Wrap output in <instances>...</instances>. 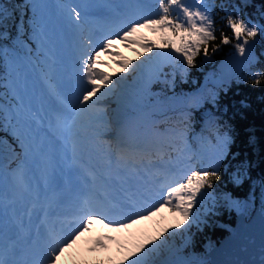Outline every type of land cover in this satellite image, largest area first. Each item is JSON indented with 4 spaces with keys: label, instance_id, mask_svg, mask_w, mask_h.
<instances>
[{
    "label": "snow or ice",
    "instance_id": "obj_1",
    "mask_svg": "<svg viewBox=\"0 0 264 264\" xmlns=\"http://www.w3.org/2000/svg\"><path fill=\"white\" fill-rule=\"evenodd\" d=\"M199 6L189 7L184 3V0H159V13L152 14L144 10L143 6H138V11L133 14L131 18L126 19L124 28L118 34H107L99 45H95L90 37H84L87 41L84 47L91 48V51H85L79 62L78 82L81 92L77 97L76 104H67L64 97L57 91L55 84L51 82L50 72L44 73V79L49 86V95L65 108L69 110L71 115L58 116L55 125L51 122L48 124V129L51 131L55 128L53 133L55 139L63 142L65 149L69 147V137L74 136L72 131L74 127L79 125L81 118L84 115H89L92 119L101 120L105 116V109L100 107L101 103L107 98L115 95L119 80L116 77L123 79L120 73L109 74L102 69L97 68V62L101 53L110 54L113 56H120L118 51H111L114 46V41L119 40L124 43L125 47L131 44H138L143 47L146 52L152 53L151 56L145 57L144 60L137 58L139 63L131 60L121 59L116 63L123 69V73L127 74L135 72L139 68L150 64L155 57L157 62L162 60L170 61L173 59H182L186 68L196 66V58L203 52L205 60L211 59V54L217 52L222 45L232 44L233 40L236 43L233 45L235 51L243 56L246 52L250 40L264 32V25L253 24L247 21L236 12L234 16L228 13L226 17L227 27L231 30V36L220 30L219 43H214L218 37L216 35L217 29L212 18L210 5L204 4L203 0H197ZM62 10L66 23L74 31L82 33V26L88 18L87 4L74 3L73 0H65V2L58 5ZM103 7L110 8L111 5L105 4ZM39 5L34 0H20V3L14 6L11 13L8 12L7 6H0V25L10 16L16 15L17 12L23 11L20 21L16 24L17 38L22 41L24 32L31 29L32 37L39 41L40 51L45 55L48 61L49 69L56 63L54 50L51 48L45 50L44 44L48 37L45 31V26L42 23L37 9ZM176 8L182 13L180 16H173L172 9ZM32 11V15L27 20L24 17L28 16V12ZM27 25V27H25ZM141 29H147L152 32H162L167 35L162 38V44L158 45L154 42L142 43L135 39L137 33ZM11 39L5 32H0V40ZM211 45V48L209 47ZM156 49V52H153ZM163 49H169L165 52ZM7 49H0V52L7 54ZM175 53L176 56L172 54ZM141 56L144 53L140 54ZM162 73V68L157 63L153 69L152 75L159 79ZM264 74L256 72L253 74L254 83L259 85ZM11 87V100L7 103H0V126L6 130L11 127L13 135L21 144L23 152L26 157L32 155H39L48 166H52V158L50 152L45 150V146L35 143L31 137V129L33 124L41 125L43 120L39 111L33 109L29 104L25 103L23 96L16 89L15 85L7 82ZM130 131L134 134L139 133V128H131ZM215 153L213 159L207 166L190 170L183 183H178L174 187H168L166 198L163 199L157 206L149 207L142 212L135 213L122 219H114L104 211L87 210L80 216V223L73 228L72 232L67 238L58 236L51 229L47 228V217L49 215V208L33 203L27 210L26 215L29 220L36 214L39 223L36 225L37 235L41 234V228H45V248L46 254L41 264H59L61 255L66 249L70 248L72 244L82 235L83 232L88 231V225L93 220L99 219L104 227L113 231L120 232L131 227L138 221L154 215L160 209L168 207L173 213H179L185 224L179 223L172 226L173 230L181 229L185 226H190L191 222H195L199 213H193V208L198 202V197L203 199L207 195L205 189H212L214 181L220 179V165L228 152V146L231 143V138L227 133L217 135ZM83 151V146L76 140L70 142V155L67 153L64 156V164L71 169L73 164L77 161L80 152ZM153 151L156 156L163 160V152L159 147H145L141 150V158L139 161L131 160L126 152L121 151L118 155L126 166H129L134 173L138 175L137 165L144 171L150 167H155L153 159ZM157 175L163 173L157 172ZM49 176L52 172H49ZM15 179L21 186H25V170L23 165L18 166ZM234 181L240 182V175L237 173L233 176ZM39 213H43V219H40ZM21 227L23 224L21 223ZM169 231L165 229V232ZM163 233L158 235L154 240H149L146 244H139L135 251L130 254L128 264H147L148 258L152 255H158L163 247L165 240L162 239ZM113 239L110 235L97 237L95 245L101 248H106L105 240L111 241ZM0 264H18L17 261L9 258L8 251L0 247ZM123 264V262H121Z\"/></svg>",
    "mask_w": 264,
    "mask_h": 264
},
{
    "label": "trees",
    "instance_id": "obj_2",
    "mask_svg": "<svg viewBox=\"0 0 264 264\" xmlns=\"http://www.w3.org/2000/svg\"><path fill=\"white\" fill-rule=\"evenodd\" d=\"M19 3L20 0H0V6H7L9 13ZM218 8L221 13L215 21L218 39L214 43H219L220 30L231 36V30L227 27L226 22L228 13L235 16L236 12L240 11L242 16L252 23L264 24V0H218ZM22 15L23 11L21 10L0 25V28L8 31L7 33L12 31L11 39H8L9 43L14 41L12 40L13 35L17 34L16 29H13L14 23L20 21ZM21 32L24 35L23 40H25L27 32H24L23 28ZM161 33L146 29L144 42L162 44ZM235 43L236 41L233 40L232 44L222 45L217 52L211 54L209 60H205L201 51V54L196 58V66L191 68H186L185 65L168 68L165 63L157 62L153 57V61L144 66L145 76L142 74V68L124 74L123 69L116 61L126 59L139 63L138 57L140 60H144L152 53L146 52L138 44H131L130 47L115 44L111 51H118L121 55H103L101 57L103 63L97 65V68L110 75L120 73L130 84L126 90H121L118 83L115 95L107 97L100 105L105 109V116L100 122L108 124L107 137L109 138L110 131H115L114 118L119 117L122 112L130 111L135 105L141 104L147 99L155 101L163 110L167 106L178 105V103L187 105L188 101L194 99L195 93L200 92L205 76L208 72L210 73L214 62L233 52ZM209 47L211 48V45ZM156 51L153 49V52ZM141 53L144 55L141 56ZM157 63L162 68L159 81L152 87L140 88L139 81L146 79L148 74H152ZM258 69L260 70L259 65ZM116 79L119 80L120 77H116ZM116 98H120L122 101V108L117 111L116 104L111 101ZM197 108L201 111H210L213 116L220 115L224 118L225 122L223 126H220L219 131L228 133L231 138L230 146H228L229 152L224 161V163L231 164V173L225 172L223 166L220 171V179L214 181L216 192L212 210H210L211 208L194 209L199 213L200 221L197 219L195 222H191L190 226L173 230L172 226L177 223L184 225L183 217H169L162 227L152 233L150 240H154L163 233L162 239L165 240V243L158 255L148 258L147 264H158L161 256L174 245L187 254L196 251L200 255H205V251L219 243L227 233L223 227L218 226V222H234L235 211L226 204V196L228 197L229 194L236 199L238 205L245 202L246 215H249L258 205L264 209V77L257 85L254 83L253 75L241 72L230 86L220 89L215 93V96H211L200 106L197 105ZM0 143L8 148L13 147L11 139L6 136L2 126H0ZM237 173L240 175L239 183L233 179ZM165 229L169 231L165 232ZM93 260L94 258L91 256L84 260L73 261L70 259L68 264H91ZM65 261L63 258L60 264H65Z\"/></svg>",
    "mask_w": 264,
    "mask_h": 264
},
{
    "label": "water",
    "instance_id": "obj_3",
    "mask_svg": "<svg viewBox=\"0 0 264 264\" xmlns=\"http://www.w3.org/2000/svg\"><path fill=\"white\" fill-rule=\"evenodd\" d=\"M229 58H227L226 60H223L219 64V70L221 71L223 69L221 71L222 74H224L227 71L228 77L226 78V80L231 82L234 75L238 72L242 58L238 56L237 54ZM230 64L234 66L232 67ZM230 72L232 75H230ZM254 215L255 216H253L250 222L248 223L245 221V219L242 216L238 218L236 222V227L232 230L231 235L228 238V239H231V238L232 239L223 241L221 246L216 248L217 251L215 252V256H214V263L216 264H259V263L264 264V215L258 209L255 211ZM233 247H235L236 249L235 248L233 249Z\"/></svg>",
    "mask_w": 264,
    "mask_h": 264
},
{
    "label": "rangeland",
    "instance_id": "obj_4",
    "mask_svg": "<svg viewBox=\"0 0 264 264\" xmlns=\"http://www.w3.org/2000/svg\"><path fill=\"white\" fill-rule=\"evenodd\" d=\"M135 110L136 111H140V110H142V108L137 106V107H135ZM0 175L6 181L5 173L4 172H0ZM150 225H151L150 222L140 221V222L136 223L135 228H138L141 231H147L150 228ZM169 250H170V252L168 253ZM168 251H167V253L165 252V254H163L161 256L159 261H161L163 259V257L166 256L167 257V261H165V264H186V260L182 256L183 251L179 250L177 245L171 246L170 249H168ZM193 253L196 254L195 251H193Z\"/></svg>",
    "mask_w": 264,
    "mask_h": 264
},
{
    "label": "bare ground",
    "instance_id": "obj_5",
    "mask_svg": "<svg viewBox=\"0 0 264 264\" xmlns=\"http://www.w3.org/2000/svg\"><path fill=\"white\" fill-rule=\"evenodd\" d=\"M1 200L6 201V202H11L12 198H10L7 194H0V201ZM216 251H217V249L210 253V258H211L210 261H211L212 264H216V263H214V256H215V252Z\"/></svg>",
    "mask_w": 264,
    "mask_h": 264
}]
</instances>
